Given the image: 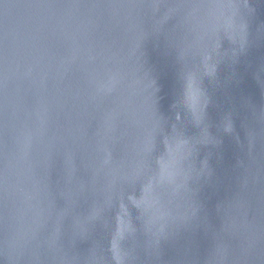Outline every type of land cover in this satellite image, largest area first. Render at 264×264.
Listing matches in <instances>:
<instances>
[{
    "label": "water",
    "instance_id": "obj_1",
    "mask_svg": "<svg viewBox=\"0 0 264 264\" xmlns=\"http://www.w3.org/2000/svg\"><path fill=\"white\" fill-rule=\"evenodd\" d=\"M118 260L264 264V0H0V264Z\"/></svg>",
    "mask_w": 264,
    "mask_h": 264
},
{
    "label": "clouds",
    "instance_id": "obj_2",
    "mask_svg": "<svg viewBox=\"0 0 264 264\" xmlns=\"http://www.w3.org/2000/svg\"><path fill=\"white\" fill-rule=\"evenodd\" d=\"M234 16H235V12H232L230 14L224 15L223 16V21H222L223 25L230 26ZM198 123H199V120H198ZM172 152H173V149L170 148L169 149V154L171 155ZM171 168H172V165H171V163L169 161L164 160V161L161 162V172H160V175H159V180L161 182H164V181H169L170 182L174 178V173L171 171ZM152 189H153V181L149 180L147 182V184L144 186L143 194H142L143 198L139 201L140 204L147 203L148 198H149V196L152 193ZM117 264H119V260H118Z\"/></svg>",
    "mask_w": 264,
    "mask_h": 264
}]
</instances>
